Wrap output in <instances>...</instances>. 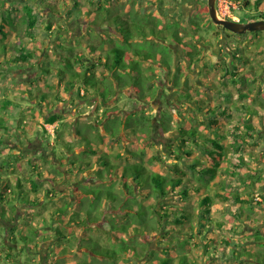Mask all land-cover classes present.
Listing matches in <instances>:
<instances>
[{
	"label": "trees",
	"instance_id": "1",
	"mask_svg": "<svg viewBox=\"0 0 264 264\" xmlns=\"http://www.w3.org/2000/svg\"><path fill=\"white\" fill-rule=\"evenodd\" d=\"M40 1L42 4H45L46 2L45 0ZM112 1L113 0H89L87 2L86 0L73 1V7H71L69 12L80 13L83 16H86V19L89 21L88 25L90 26V29H92V24H96L102 28L103 32L101 34L95 33L94 31L90 32V35L95 34L94 38L96 40L91 37H80L81 41H77L78 45H82L83 50L76 51L75 46H66L64 50L69 51L70 54L62 55L63 58H65L62 62H66L68 70H64L60 66L48 65L45 74H49L53 69H55L65 91H73L77 89L78 96L80 98L86 100L88 99L91 102L94 100V103H97L96 113L98 115L103 114L101 117L98 116L100 121H85L86 130L78 129L75 125L77 137L81 140L85 139L90 145V148H88V146H83L84 150L82 153L84 152L88 154V152H90V154L95 155L98 153L97 150H104V154L110 156L112 159L116 156V154L117 156L120 154L114 153L113 150L115 147H112L114 146L112 141L118 142L119 140L125 141L126 139H129L128 144L130 145H128L129 147L127 146L126 151L129 153L128 155L134 156L137 159L139 158L138 160L132 162L130 161L131 157L127 155L129 161L123 165L115 163L113 159L109 160L104 158L101 160L104 162V167H101L98 163L96 165L91 164L90 161H86V165L84 166V169L94 170L93 174H95L96 171L99 172V178H97L95 174V182L107 183L114 189L108 190V196H112L113 201L119 202L120 207H112L113 210L109 213L111 207L108 205L106 212L103 211L101 215L97 216L94 211L90 209L91 207H94V200L90 201L87 199V196H90L91 191L86 188L85 184L83 185L80 181H78L79 185H76L75 187L71 186L65 191H60L55 186V183L59 182L56 181L57 173L49 169L43 173L41 170L43 168L41 163L33 161V169L37 172V175L36 177L27 176V179H30V187L26 186L24 181L25 178L18 173L13 174L10 172L11 174L6 176L0 174V200L3 203L1 214H3V211H6L7 214L11 215V209L17 210L20 206L24 205H26L25 210L29 208L33 209L36 207H45L51 200L54 201L65 196L63 203H59L57 205L62 211L61 214L63 213V216L61 217V214L59 215L57 210L52 211L51 217L54 218L55 221L51 220L52 222L50 224H53V226H45L44 231L41 232V235L45 236V239L43 240L44 243L47 240L48 242L55 240L56 238L53 237L54 234H56V236L60 239L58 241H61L63 236H67V234L61 230V227H65V225H68L73 229L74 226L72 225H81L82 227L89 226L96 221L105 219L110 226V229L107 230L111 235L110 237L113 240V244L110 246H102L100 241L97 240L95 244L97 246H101L102 251L100 254H96L87 248L88 251H85V253L90 255V258L87 261L88 264H96V261H98L99 264H107V262L110 261H114L115 264H121V261L123 264H130L132 259H135L138 262L145 255H147V260H153L152 264H174L175 253L173 252L172 247L176 245V239L172 237V235H169V229L167 230L165 226L170 224L174 230H181L182 233L189 234L190 237L194 233V228L191 225L187 228V230L183 229L185 226V220H189L191 218L190 213L188 214L183 210L182 215L175 218L179 213L177 211L183 208H180V206L176 204L173 199V194H176V197L179 200L181 199V204H186L187 199L193 196V191H196L197 194H202L201 207L209 214L213 207L212 203L214 202V199L212 197V192L208 191L206 186L208 185V180H213L212 184L215 186L213 192H215V194L223 196L227 200L233 199L235 202L241 204V206H235L232 210L233 217L241 218L243 215L242 210L244 205H251L256 202L255 198L252 196H245L241 192L223 191L218 188L226 185V183L220 179L221 176L219 172H221L222 165L228 160V158H230L231 154L240 156V152L238 151L240 149L239 143L242 142L244 146L246 139L245 137H241L238 141H236L237 137L234 136L230 145L233 151L230 152V147H228L225 143L227 141V137L223 133L222 129H219L217 119L208 118L209 123L214 127L212 128V132L218 133L219 136L218 138H214L216 137L215 135L209 136L206 135L205 132H202L201 134L198 133L199 130L197 127L191 123H189V126L183 127L185 120H187L184 118L180 120V123H182L180 126L182 137H180L176 143H172L168 146V152L164 151L173 159V163H170L171 171L177 176H173L172 174L169 176L153 168L155 166L153 165L155 161L165 162L162 154L152 150V146L154 145L152 141V131L154 127L153 117L150 113H147L145 109L135 112L132 111V113L130 112L131 114L125 115L122 112H119L120 107L115 102L112 103V100L118 92L124 93L127 88H132V90L138 94V99L151 101L156 94L157 78L161 77L159 70H163L167 73L164 78L169 80V84L172 83L175 85L177 82L179 87L180 81L178 75L175 73L173 75L170 74V71L173 68L174 59L173 45L181 44L182 47H184L186 55L191 58L194 53L189 51L188 48H190V46H193V49L198 51V54L202 52V48H200L197 44L190 45L187 39L198 35L197 37H200L203 41L205 40L203 39V34L197 33L194 35L191 30L193 29V26L203 27L211 24L205 20L207 17L205 12H208V6L200 3L197 13L194 16L192 15L191 17H188L189 23L186 25L179 19L177 21L164 16L160 17L157 13V3L159 0H125L124 3H120V5L116 7H113ZM253 3L254 2H252V0H243V5L249 8L252 7ZM262 3L263 0L256 1L257 6ZM48 4L52 6L53 10L59 11L58 7L55 5H51V3ZM149 4L155 6V9L153 8L152 12H149ZM144 5H146V8H143ZM125 10L128 11L127 15L123 12ZM203 18L204 22L202 23L200 20ZM53 22L55 21H49L46 25L47 28L52 29V25L54 24ZM38 24H40L39 11L37 6L32 4L30 0H25V2L20 0H0V49H3L6 53L10 50L15 52L14 56L8 59L6 58L4 60L0 57V77H2L3 80L7 78L10 82L9 87L4 89L3 97L0 99V106L2 103L4 111L10 110L12 107L18 108L21 106L20 102L12 100L11 98L13 78H15L17 92L21 90L23 93H28L27 97L32 96V98L30 97V103L31 106L35 107L34 110L37 112L32 111L30 117L32 116L38 120V115H41L43 116L45 123L53 124L58 122L59 125H66V112L59 109L56 110L51 107L57 99L62 98L58 95L60 90L59 85H56V90L52 91L55 94V100L52 103V98L50 97L51 92L46 90L43 91L44 86L38 83L39 78H44L45 75L38 77L37 80L31 79L30 85L34 86L39 92L43 91L44 93L43 101L39 102L34 100L33 88L31 86H25L23 88L26 80L20 82L19 79L21 74L19 73L20 70H29L35 68L36 66H40L41 61L43 60L47 65L49 60H51L48 59V57H44L45 53L42 54V52L45 51L42 44H39L37 49H35V45L28 46V43L30 44L34 39L38 41L36 37V27ZM27 36L31 38V42L26 41ZM12 37L17 39L14 44L11 42ZM76 38L78 39L79 37ZM59 46L62 47L64 45L61 43ZM164 47L167 48L168 52L164 51ZM61 49L56 48L57 51H60ZM60 54H63V52L60 51ZM47 55L52 54L48 51ZM57 57L59 58V56ZM8 65L9 68H7ZM145 77L149 79L148 83H145ZM172 80H174V82H172ZM8 81L6 80L5 83ZM51 86L54 87V85ZM251 94L252 91L247 90L243 91L241 96L247 97ZM68 98L74 106H77L75 96ZM181 98L189 100L190 103H194L196 101L195 99L199 98L196 103L199 105V108H201V97H194L191 92H187L185 95H182ZM46 101L48 105L46 104ZM46 109L48 111H46ZM225 110H228V108ZM100 111L102 112L100 113ZM228 112L230 113V111ZM160 114L158 122L161 124L164 132H167L171 129L168 125V121L170 120L169 110H163ZM1 115L4 118V121L9 123V113ZM190 115L194 118H191L189 120L190 122L197 118L195 113H191ZM74 120L78 125L79 122H82L84 119L77 118ZM21 122L22 124H26V130L28 127H31L26 119L20 121L18 120V124H21ZM203 122L206 123V121ZM100 123L104 128L103 132L100 131L101 135L100 139L98 138L99 141H96L97 139L93 134L96 133L95 126ZM246 126L253 128L252 124H247ZM42 127H44V125H42ZM119 127L132 129L135 134L132 136L124 131L121 132V130H118L116 133V130ZM2 128L3 127L0 125V129ZM4 128L7 130L9 127L7 126ZM32 129L34 131L35 127L32 126ZM45 129L46 127L44 130ZM24 134H27V132ZM56 137L57 140H61L63 143L68 142L66 138L62 137V132L59 129H57ZM203 137L205 140H200V138ZM209 142L214 144L212 145L213 147H210L211 144ZM97 143H100V145H96ZM192 143L194 145H200L202 150L206 152L209 160L207 164H203L202 159L196 155V150L194 149ZM52 145L53 143H49L50 147H52ZM134 145H140V148H132ZM68 152L69 156L74 154L69 151V149ZM112 154L114 156H112ZM100 156H98L99 159L102 158V155ZM235 164L237 165L239 163L237 162ZM37 165L39 168H37ZM81 169H83V167H80V170ZM189 170H193L197 177L190 176L188 173ZM229 170L232 174L238 173L236 170L228 169L227 167L226 171ZM108 171H116V177L109 176ZM60 173L63 175L66 174V178H72L67 167L64 171L60 170ZM117 179H119L121 183L119 186H115V181ZM240 179L244 184L254 188L257 184L264 181V174H248L240 177ZM94 181L91 182V184L94 183ZM43 184L46 187L44 188L42 186L45 190L43 191V194L46 199H44V196H39V194H42L41 185ZM81 184L83 186L79 187ZM188 184H190V186H188ZM29 188H31L33 192H31ZM75 188L77 189V192L70 195L69 192L75 191ZM16 192L26 194V196H29V200L24 202L17 199V194H15ZM66 194H69V196H66ZM112 200H110V202H113ZM88 201L89 203H87ZM66 202H69V204L65 207L63 205ZM77 203L82 207H85L84 216L82 217H80V211L75 209ZM70 209H72V211L69 214ZM116 210L118 212H115ZM12 214L14 216H9L7 218L11 219L14 225L9 228H4L5 232L1 234L3 238L2 244H5L3 249H6L7 246L17 245L13 241L14 234H12L17 226L21 228L20 230L22 232V227L20 226L21 223L19 222L20 219L16 220L15 218L18 214L14 211ZM171 216L173 217L172 222L168 219ZM203 216L204 222L202 228L199 230L198 240L202 243L204 248L210 252L209 243L211 242V239L208 240L207 237L206 239H204L205 237L202 239V234L205 232L204 228H209V232L211 233L213 223L210 216ZM112 218H118L119 221H114ZM43 219L44 217L41 220ZM63 219H65L66 223H64ZM122 221L127 224L121 225ZM22 226L26 227L27 225ZM219 226L225 227L226 225L224 222H219ZM136 228H138L139 231H135ZM46 229H49L50 231L46 232ZM39 234L40 229L36 231V235ZM159 234H161L164 239L169 236L171 244H173L172 247L168 246L162 250L169 254L167 257L160 254L157 248H153L154 235L158 236ZM125 235L128 238H125ZM211 236L217 237L214 245V251H218V247L220 245L224 246V243L222 240L219 241L217 234H212ZM134 237L141 238V242L139 241V243L138 240H135V243L141 247V250L138 249L137 245H131L130 238L133 239ZM225 238L228 242L232 240L228 237ZM83 239H92V237H79V241ZM122 240L125 241L123 243L124 245L121 243ZM127 240L130 243L126 242ZM186 243L187 247H189V241H186ZM114 244L123 245L125 253L120 254L116 250L117 248H114ZM53 245L55 246L56 243ZM53 245L52 247H54ZM142 248L146 250L143 251ZM223 249V252L226 253L225 246ZM133 250L135 252L142 251L141 253H143V256H134L130 253ZM5 252L7 253L0 254V257L2 258L6 256L7 264H16L15 261L17 257L14 254H11L13 252H10L8 249L5 250ZM32 253H36V256L40 255L41 260L37 262L38 259H32L28 262V260L23 261L20 259V263L64 264V256L66 255L65 252H59L56 253V256L53 255L50 258L49 255L47 259H44L41 252L37 249L34 251L32 250ZM218 253L217 255H219ZM100 259H102L103 263L100 262ZM76 261L78 260L76 259ZM70 264H75V261H72Z\"/></svg>",
	"mask_w": 264,
	"mask_h": 264
},
{
	"label": "rangeland",
	"instance_id": "2",
	"mask_svg": "<svg viewBox=\"0 0 264 264\" xmlns=\"http://www.w3.org/2000/svg\"><path fill=\"white\" fill-rule=\"evenodd\" d=\"M20 1L25 2V0ZM30 1L38 8L40 15V24H38V26L36 27V37L38 41L34 39L31 42V38L28 36L26 37V41L31 42L30 44L28 43V46L35 45V49L38 48L39 44H42V47H44L45 49L42 54L45 53L44 57H48V59L51 60H49L47 65L43 60L41 61L40 66H36L35 68L29 70H20L21 72L19 71V73L21 74L19 76V79L20 82L26 80V83L23 85L24 88L25 86H31V79L37 80L38 77L45 75L44 78H39L38 83L44 86L43 91L46 90L51 92L50 97L52 98V103L55 100V94L52 91L56 90V85H59L60 90L58 92V95L62 98L57 99L51 107L53 109H59L66 112L65 117L67 119V124L59 125L58 122H55L53 124L45 123V120L41 115H38V120L37 118L35 119L32 116L30 117L31 112L36 111L34 110L35 107L31 106L30 103V97L32 98V96L27 97L28 93H23L21 90H18L19 92H17V86H15V78H13L11 98L12 100L20 102L21 106H19L18 108L12 107V109L8 111L3 110L4 107L2 103L0 106L1 114L9 113V123L7 121H4L3 116L0 114V125L1 127H3L2 129H0V174L6 176L11 173H18L25 178L24 181L26 186L30 187V179H27V176L36 177L37 172L34 171V165L32 164V162L38 161L43 167L41 169L43 173H45V171L48 169L57 173L56 181L59 182H56L55 186L60 191H65L71 186L75 187L76 185H79L78 181H80L83 185H86V188L89 189V191H91V194L90 196H87V199H89L90 201L94 200V207H91L90 209L93 210L97 216H99L103 213V211L106 212L108 205H110V213V211H112L114 207H120L119 202L113 201V197L108 196V190L114 189L107 183L95 182L96 180L94 181V179L96 178L94 177L97 176V178H99V172L96 171L95 176V174H93L94 170L84 169V166L86 165V161H90L91 164L96 165L98 163L101 167H104V162L101 161L104 158H107L109 160L113 159L115 163H119L120 165L128 163V156L130 155H128L129 153L126 151V149L127 146L130 145L128 144L129 139H126L125 141L119 140L118 142L112 141V143H114V146L112 147H115L113 150L114 153H120L118 156L116 154V156L112 159L110 156L104 154V150H97L98 153L95 155L90 154V152H88V154L84 152L82 153V151L84 150L83 146H88V148H90V145L85 139L81 140L77 137L75 127L77 126L78 129L86 130L85 121H97L99 120L98 116L101 117L103 116V114L98 115L96 113L97 103H94V100H92L91 102L88 99L86 100L80 98L78 96L77 89L73 91H65L55 69H53L51 73L45 74L48 65H56L60 66L64 70H68L66 62H62V60L65 59L62 55H68L70 54V52L64 50V48L66 46L72 45L75 46L76 51L83 50L82 45H78L77 41H81L80 37L78 39L76 37H78V35H81V37L85 36L87 38L91 37L93 39L95 37V34H93L94 36L92 34L90 35V26L88 25L89 21L86 19V16H81L82 14L80 13L69 12L71 7H73L74 0H45V4L40 3V0ZM87 1L88 0H86V2ZM48 3H51V5H55L56 7H58L59 11L53 10L52 6H50ZM162 3L166 18L170 19L174 17L188 25L189 15H191L193 12L195 13L197 6L200 3L204 5L205 1L162 0ZM238 5L239 4L237 1L230 2V0H220V15L222 17L226 15H236L244 20L251 17L253 13L251 12L252 10H257L255 7L254 9H252L253 7L249 8L247 6H244L243 3L241 6ZM260 7L262 9L264 8V1L260 5ZM148 8H150L149 12H152L153 8L155 9V6L149 4ZM205 20L208 21V18L206 17ZM49 21H55L53 22L54 24L52 25V29H49L46 26ZM200 21L203 23L204 18ZM255 34L256 33L253 31H247L246 34L242 35L241 39H238V42L235 45L236 47H233L234 49L232 51H234L235 54L239 52V55L241 56L250 55L251 57L250 52L251 50H253L251 48L253 45L264 48V30L258 31L259 37L257 38V40H246L247 38H252V36H255ZM191 40V37L188 38V43ZM16 41L17 39L15 37H12L11 42L14 44L16 43ZM61 43L64 45L62 46L63 48L59 46ZM221 44L222 42L218 41L213 46L212 50L210 49L211 51H209L208 56L211 60H214L217 57L212 55V51H214L216 54H219ZM56 48H62L60 51H62L63 54H60V51H57ZM173 48V68L170 71V74L173 75L175 73L178 75L180 81L179 87L176 82L172 87L173 89L169 90L168 87L165 86L169 84V80L164 78L166 77L167 73H165L163 70H159L161 77L157 78L156 91L158 88V83L162 80H166L163 86L162 93L159 94L155 91L157 94H155L154 98L151 101L146 102L148 104L146 107L144 106V104H140L142 101L138 99V94L135 93L132 88H127L124 93L118 92V94H116L115 98L112 100V103L115 102L120 107L119 112H122L125 115L131 114L132 111L135 112L142 109H145L147 113H150V115L154 119V127L152 131V141L154 145L152 146V150L162 154L163 159H165L164 163L155 161L153 163V165H155L153 168L169 176L171 174L173 176L177 175L171 171L170 163H173V159L169 157L168 154L164 151L168 152V146L172 143H176V141L180 137H182L180 131V126L182 123H180V120L184 118L188 120H185V124H183V127H187L190 125L189 123H191L192 125H195L197 127V129L199 130L198 133L201 134L202 132H205L206 135H215L216 137L214 138H218V133L212 132V128L214 127L211 126L208 118L217 119L219 129H222L223 133L227 137V141L225 143L228 147H230L232 143L231 141L234 136L237 137L236 141H238V139H240L241 137H245L246 142H244V146L242 142L239 143L240 149L238 151L240 152V156L231 154L230 158H228V160L222 165L221 172H219L221 176L220 179H222V181H224L226 185L218 188L222 189L223 191L241 192L245 196H252L255 198L256 202L252 203L251 205H244V208L242 210L243 215L241 216V218L233 217L232 210L235 208V206H241V204L235 202L233 199L227 200L223 196L215 194V192H213V189L215 188V186L212 184L213 180H208V185L206 186V189L212 192V197L214 199V202L212 203L213 207L209 214L201 207L202 194H197L196 191H193V196L187 199L186 204H181V199L179 200L176 197V194H173V199L176 204H178L180 208H183L177 211L179 213L175 218L180 217L183 210L188 214L190 213L191 218L189 220H185V226L183 227V229L187 230V228L192 225L194 228V233L190 237L189 234H184L181 232V230H174L172 226L168 224L165 226V228L167 230L169 229V235H172V237L176 239V245L173 246V244H171L169 236L165 237L164 239V237L159 234L158 236L154 235L153 248H157L160 254L167 257L169 256V254L162 250H164L168 246H173L172 249L175 253L174 264H264V239L262 237L264 236V181L257 184L253 188L244 184L240 179V177L244 175L246 176L248 174H264V108H261L259 104L258 112H251L247 111L248 109H246L244 106L245 104H247L250 105V107L252 106V109L256 110L255 105L260 100L264 99V81L259 80L257 83L255 82L256 86L254 85L255 88H253L252 90V94L254 96L253 99L250 98V95L247 97H242L241 93L243 91H246L245 89H247V85L240 86L235 82L234 84L233 82L230 84H225V82L219 78V73L221 71L215 72L214 70H209L206 72L205 67L203 69L201 65L188 64V62L183 59L185 58L183 56H186L184 47H182L181 44H174ZM48 51H50L52 55H47ZM164 51L168 52L166 47H164ZM230 53L231 52H229V50L225 51L224 48V54L227 57L229 56V58L232 57ZM14 54L15 52L12 50L6 53L5 51H3V49H0V57H2V59L4 60L6 58L8 59L10 57H13ZM57 56H59V58ZM259 58H261L260 61H263L262 63L264 65V54L259 56ZM242 67H244V70L246 69L248 70V72H250V65L243 64ZM7 68H9V65L7 66ZM243 76H245V74H243ZM6 80L8 81L7 78L3 80L2 77H0V99L1 97H3L4 89L8 88L10 84L9 81L5 83ZM148 80L149 79L145 77V83H148ZM210 82L213 83V86H215L216 88H211L209 86ZM51 85H54V87H52ZM31 87L34 90V100H37L39 102L43 101V91L39 92L35 89L34 86ZM187 92H191L194 97H202L201 108H199V105L197 103L191 102V104L189 100H184L183 98H181L182 95H185ZM227 93H229L231 96ZM72 96L76 97L77 106H74L71 100H69L68 97ZM171 100H173V103H169V101ZM216 103L221 105L214 107ZM226 105L231 108L232 112L229 113L228 110L223 109ZM220 107H222L221 111ZM163 110H169L170 120L168 121V125L171 127V129L167 132H164L161 124L158 122L161 115L160 112H162ZM46 111L48 110L46 109ZM101 112L102 111H100V113ZM191 113H195L197 117L195 120H192V122L189 121L192 118L190 115ZM77 118H83L84 120L82 122H79V124L77 125L74 120ZM24 119H26L29 122V125H31V127H28L27 130L25 129L26 124H22V122L21 124H18V120L20 121ZM203 121H206V123ZM247 124H252L253 128L247 127ZM42 125H44V127H42ZM7 126L9 128L5 130L4 127ZM32 126L35 127L34 131L32 129ZM45 127L46 131L44 130ZM95 128L96 133L93 135L97 139L96 141H99L101 135L100 131L103 132L104 127L100 123L95 126ZM57 129L61 130L62 137L66 138L68 142L63 143L61 142V140H57ZM118 130H121V132L124 131L132 136L135 134L132 129H126L125 127L117 128L116 133ZM26 132L27 134H24ZM200 140L203 141L205 139L203 137L200 138ZM49 143H53L52 147L49 146ZM209 143L211 144H209L210 147H213L212 145L214 144H212V142ZM96 145L99 146L100 143H97ZM193 146L196 150V155H198V157L202 159L203 164H207L209 160L206 152L202 150L200 145L193 144ZM67 148L69 149V151L74 153L72 156H69ZM132 148L139 149L140 145H134L132 146ZM229 150L230 152L233 151L231 147ZM100 155H102L101 159L98 158V156ZM112 156L114 155L112 154ZM130 157V161L132 162L139 159L134 156ZM237 162L239 164L236 165L235 163ZM66 167L69 170L72 178H66V174L63 175L62 173H60V170L64 171L66 170ZM80 167H83V169L80 170ZM227 167L228 169L236 170L238 173L232 174L230 170L226 171ZM37 168H39L38 165ZM188 173L190 176L197 177L193 170H189ZM108 175L116 177L117 172L108 171ZM93 181L94 183L91 184V182ZM82 184L79 187H82ZM119 185H121V183L120 180L117 179L115 181V186ZM42 186L46 188L44 184L41 185L42 191H40L42 194H39L40 197L44 196L43 191H45ZM188 186H190V184H188ZM29 189L31 190V188ZM31 192H33V190H31ZM76 192L77 189L75 188V191H71L69 193L70 195H72ZM116 193L118 194L117 191ZM15 194H17L16 198L20 199L21 201L25 202L29 200V196H26V194H21L20 192H16ZM66 196H69V194H66ZM64 198L65 196L54 201L51 200L46 204L45 207H36L33 209L29 208L25 210L26 205L20 206L17 210L11 209V215L7 214L6 211H3V214H1L3 203L0 200V254H6L7 252H5V250L8 249L10 252H13L11 254H14L17 257L15 263L18 264L20 263V259L23 261L28 260V262H30L32 259H38L37 262H39L41 260V256H36V253H32V250L34 251L35 249L40 251L41 255H46L47 253L48 256L50 255V258L53 255L56 256V253L65 252L66 255L64 256V264H70L72 263V261H75V264H88L87 261L90 258V255L85 253V251H88L87 248H89V250L96 254H100L102 248L101 246H97L95 244L97 240L100 241L102 246H110L113 244V240L110 237L111 235L107 230L110 229V226L105 219L96 221L89 226L82 227L81 225H72L74 226L73 229L72 227L70 228L68 225H65L66 228L61 227V230L65 234H67V236H63L61 241H58L60 239L56 236V234H54L53 237L56 238L55 240H52L51 242H48L47 240L44 243L43 240L45 239V236L41 235V232L44 231L45 226H53V224L50 223L52 222L51 220L55 221V219L51 217V212L57 210L59 215L61 214L62 211L58 208L57 205L59 203H63ZM44 199H46L45 196ZM110 200H112L113 202H110ZM87 203H89V201ZM67 204H69V202H66L63 206L66 207ZM75 209L80 211V217L84 216L85 207H82L77 203ZM13 211L18 214V217L16 216L15 218L16 220L20 219L19 222L21 223L20 226L22 227V232L20 230L21 228L17 226V228L12 233L14 234L13 241L17 245L7 246L6 249H3L5 244H2L3 238L1 234L5 232L4 228H9L14 225L12 220L7 218L9 216H14L12 214ZM71 211L72 209L69 210V214L71 213ZM115 212L118 211L116 210ZM203 215L210 216L213 223L211 233L209 232V228H204L205 232H203L202 234V239L203 237H205L204 239H206V237L208 240L211 239V242L209 243L210 252L205 249L202 243L198 240L199 230L202 228L204 222ZM60 216L62 217L63 213ZM43 217L44 219L41 220ZM112 219L114 221H119L118 218ZM168 219H170L172 222L173 217L171 216ZM63 221L64 223H66L65 219H63ZM219 222H224L226 226L220 227ZM124 224L127 223L122 221L121 225ZM22 225L27 226L24 227ZM39 229L40 234L36 235V231ZM49 231V229H46V232ZM135 231H139V229L136 228ZM212 234H217L219 237V241H223L226 253L223 252L224 246L222 245L218 247V251H214V245L217 237L211 236ZM257 235H260L261 237L258 238ZM81 236H91L92 239H83L79 241V237ZM225 237H228L232 240L228 242L226 241ZM125 238L128 237L125 235ZM130 239L131 245L133 246L137 245V243H135V240H138V243L139 241L141 242V238L139 237ZM128 240L126 242H128ZM186 241H189V247H187ZM124 242L125 241L122 240L121 243L123 244ZM52 243H56V245L54 246ZM52 245L54 247H52ZM123 245L114 244V248H117L116 250L120 254H124L125 249L123 248ZM50 247L52 250L50 249ZM138 249L141 250V247L138 246ZM145 250L146 249H143V251ZM141 252L142 251L135 252L133 250L130 253H132L136 257H142L143 253ZM215 252H219V255H217V253ZM146 258L147 255L143 256V258L138 262L135 259H132L130 264H152L153 260H147ZM76 259L80 262L76 261ZM100 260V262L103 263L102 259ZM6 262V256L2 258L0 257V264H7ZM96 262V264H99L98 261ZM107 264H115V262L110 261L107 262ZM121 264H123L122 261Z\"/></svg>",
	"mask_w": 264,
	"mask_h": 264
},
{
	"label": "flooded vegetation",
	"instance_id": "3",
	"mask_svg": "<svg viewBox=\"0 0 264 264\" xmlns=\"http://www.w3.org/2000/svg\"><path fill=\"white\" fill-rule=\"evenodd\" d=\"M201 1H205L204 5L208 6V12H205V13L207 15L209 23H211V24L205 25L203 27H197V26L192 27L193 28L192 33L194 35H196L197 33L203 34L204 35L203 39H205V40L203 41L200 37H197L198 36L197 35V36L191 37L192 40L189 43H190V45L197 44L200 48H202V52L200 54H198L197 53L198 51L193 49V46H190V48H188V49H189V51L194 53L193 57L191 58L188 55H186V56H183V57H185L183 59L186 62H188V64H198V65H201L203 69L205 67L206 72L209 70H214L215 72L221 71L219 73V78L222 81H224L225 84H230L232 82L234 84V82H235L236 84H239L240 86L247 85V89H245V90L246 91L247 90L252 91L253 88H255V86H256L255 82L257 83L259 80L264 81V65L262 63L263 61H260L261 58H259V56L264 54V48L253 45L251 47L253 50H251V52H250L251 57H250V55L241 56V55H239V52H237L235 54V52L232 50L236 47L235 45L238 42V39H241L242 35L246 34V32L245 33H236V32H233L232 30L226 28L223 25L215 24L214 21L212 20V18L210 17V14H209L208 0H201ZM219 1L220 0H217V8H218V13L220 15ZM256 1L257 0H253L254 3L252 5V7H253L252 9H254V7H255L257 10L254 9L251 11L253 13L249 19L242 20V18H240L236 15H226L223 18L236 19L235 17H237L238 19H236V20H239V21H253V20L264 19V8L262 9L260 7V5L257 6ZM124 2H125V0H121V1L113 0L112 1L113 7L119 6L120 3H124ZM230 2H232V1H230ZM237 2L241 6L243 3V0H238ZM143 8H146V5H144ZM198 8H199V5L196 8V12L195 13L193 12L191 15H189V17H191L192 15L194 16L197 13ZM240 9H241V7H240ZM123 12L126 15L128 13L127 10H125ZM157 13L160 17H162V16L166 17L165 16L166 14H164L165 12L163 11L162 0H159L157 3ZM81 16H83V15H81ZM170 19L178 21V19L174 18V17H172ZM91 28L92 29H90V32L94 31L95 33H100V34L103 32L102 28L96 24H92ZM253 32L256 33L255 36H252V38H247L246 40H249V39H251V41H253L255 39L257 40V38L259 37L258 31H253ZM78 37H81V35H78ZM218 41L222 42L221 47H220V52H219V54H216L214 51H212V55H214L215 57L217 56V57H216V59L211 60L208 56L209 51L212 50L213 46ZM229 45H230V47H229ZM224 48H225V51L229 50V52H231L230 53L232 56L231 58H229V56L227 57L224 54ZM175 62H176V58H175ZM243 64L250 65V67H251L250 72H248V70H246V69L244 70V67H242ZM243 74H245V76H243ZM165 81L162 80L159 82L160 84L158 83V88L156 91L157 93H159V94L162 93ZM172 82H174V80H172ZM173 85L174 84L171 83V84H168L165 86H167L168 89L171 90V89H173L172 88ZM209 86L211 88H216L215 86H213V83H211V82L209 83ZM257 90H259V89H257ZM252 93H253V91H252ZM227 94H229V93H227ZM166 96H168V95H166ZM250 96H251L250 98L253 99V97H254L253 94H251ZM140 101H142L140 104H144L145 107L148 105L146 103L147 102L146 100L140 99ZM197 101H198V99L195 101V103ZM169 103H173V100L169 101ZM220 105L221 104L216 103L214 105V107L220 106ZM258 105L261 108H264V99L260 100L255 105L256 110L252 109L253 107L252 106L250 107V105L245 104L244 106L246 109H248L247 111L258 112V108H259ZM220 108H221L220 109V111H221L222 107H220ZM227 108H228V111L232 112L231 108L228 107L227 105L224 106L223 109L225 110ZM5 236H7V235H5ZM257 237L259 238L261 236L257 235ZM262 237L264 239V236H262Z\"/></svg>",
	"mask_w": 264,
	"mask_h": 264
},
{
	"label": "water",
	"instance_id": "4",
	"mask_svg": "<svg viewBox=\"0 0 264 264\" xmlns=\"http://www.w3.org/2000/svg\"><path fill=\"white\" fill-rule=\"evenodd\" d=\"M209 14L217 25H223L236 33H245L247 31L264 30V19L253 21H239L236 19H226L219 15L217 0H208Z\"/></svg>",
	"mask_w": 264,
	"mask_h": 264
},
{
	"label": "crops",
	"instance_id": "5",
	"mask_svg": "<svg viewBox=\"0 0 264 264\" xmlns=\"http://www.w3.org/2000/svg\"><path fill=\"white\" fill-rule=\"evenodd\" d=\"M44 257V259H47L48 258V255L46 253V255H42ZM21 264V263H20Z\"/></svg>",
	"mask_w": 264,
	"mask_h": 264
},
{
	"label": "built area",
	"instance_id": "6",
	"mask_svg": "<svg viewBox=\"0 0 264 264\" xmlns=\"http://www.w3.org/2000/svg\"><path fill=\"white\" fill-rule=\"evenodd\" d=\"M236 19H238L237 17H235Z\"/></svg>",
	"mask_w": 264,
	"mask_h": 264
}]
</instances>
